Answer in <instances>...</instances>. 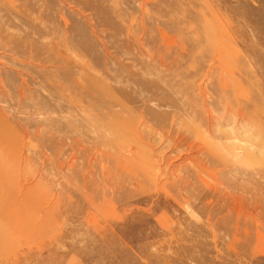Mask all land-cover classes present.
Instances as JSON below:
<instances>
[{"label":"rangeland","instance_id":"obj_1","mask_svg":"<svg viewBox=\"0 0 264 264\" xmlns=\"http://www.w3.org/2000/svg\"><path fill=\"white\" fill-rule=\"evenodd\" d=\"M0 264H264V0H0Z\"/></svg>","mask_w":264,"mask_h":264}]
</instances>
